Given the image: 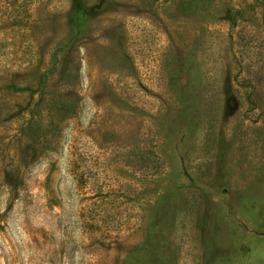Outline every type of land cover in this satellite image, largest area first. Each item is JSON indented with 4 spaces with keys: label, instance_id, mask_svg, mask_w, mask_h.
<instances>
[{
    "label": "rangeland",
    "instance_id": "obj_1",
    "mask_svg": "<svg viewBox=\"0 0 264 264\" xmlns=\"http://www.w3.org/2000/svg\"><path fill=\"white\" fill-rule=\"evenodd\" d=\"M0 264H264V0H0Z\"/></svg>",
    "mask_w": 264,
    "mask_h": 264
},
{
    "label": "trees",
    "instance_id": "obj_2",
    "mask_svg": "<svg viewBox=\"0 0 264 264\" xmlns=\"http://www.w3.org/2000/svg\"><path fill=\"white\" fill-rule=\"evenodd\" d=\"M77 26H78V22H77V24L73 25L74 29H77Z\"/></svg>",
    "mask_w": 264,
    "mask_h": 264
}]
</instances>
